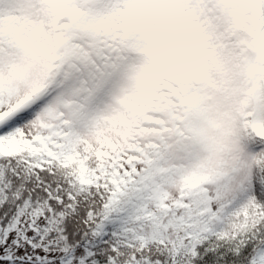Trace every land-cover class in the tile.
<instances>
[{"label": "snow or ice", "instance_id": "obj_1", "mask_svg": "<svg viewBox=\"0 0 264 264\" xmlns=\"http://www.w3.org/2000/svg\"><path fill=\"white\" fill-rule=\"evenodd\" d=\"M0 264H264V0H0Z\"/></svg>", "mask_w": 264, "mask_h": 264}]
</instances>
